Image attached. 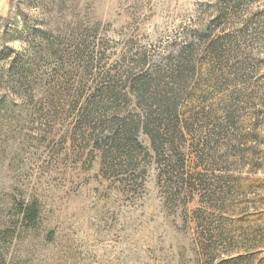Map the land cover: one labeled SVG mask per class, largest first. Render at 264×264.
Returning a JSON list of instances; mask_svg holds the SVG:
<instances>
[{
	"label": "trees",
	"instance_id": "1",
	"mask_svg": "<svg viewBox=\"0 0 264 264\" xmlns=\"http://www.w3.org/2000/svg\"><path fill=\"white\" fill-rule=\"evenodd\" d=\"M251 1L216 0L214 15L182 28L160 51L156 45L105 50L102 41L100 52L95 39L79 44L93 88L84 95L72 79L73 93L64 88L55 103L43 94L37 100L42 109H60L70 138L98 153L103 176L143 188L155 162L158 182L179 186L181 204L198 197L192 214L201 226L200 253L214 264H264V98L260 108L251 107L264 90V73L245 44L248 22L264 39V8L248 13ZM24 19L25 49L11 57L10 81L19 80L25 90L49 82L55 93L69 71L63 66L51 80L43 74L38 80L37 59L56 51L51 33H42L49 30ZM242 167L247 171L239 174ZM18 211L36 221L37 201L18 202Z\"/></svg>",
	"mask_w": 264,
	"mask_h": 264
},
{
	"label": "rangeland",
	"instance_id": "2",
	"mask_svg": "<svg viewBox=\"0 0 264 264\" xmlns=\"http://www.w3.org/2000/svg\"><path fill=\"white\" fill-rule=\"evenodd\" d=\"M215 1L0 0V53L10 55L0 56V264L215 263L200 253L201 226L192 214L198 197L181 204L179 186L158 182L155 162L143 188L135 189L131 181L124 188L116 177L103 176L98 153L70 138L60 109L48 107L49 112L37 101L43 94L55 103L60 89L73 93L75 85L84 95L93 88L92 73L76 49L79 44L95 39L99 47L106 42L105 50L167 49L182 28L202 25L214 15ZM246 6L248 13L255 12L264 8V0ZM24 18L49 30L42 33H51L49 44L56 51L37 59L38 80L42 74L51 80L63 66L69 71L55 93L49 82L42 89L34 82L25 90L19 80L10 81L11 57L25 49ZM247 24L246 50L264 73V39H257L254 26ZM79 64L77 73H70ZM259 85L262 90L264 79ZM263 96L264 90L257 93L254 110ZM142 141L150 146L146 137ZM246 171L242 167L239 174ZM31 200L39 209L34 222L18 211V202Z\"/></svg>",
	"mask_w": 264,
	"mask_h": 264
}]
</instances>
